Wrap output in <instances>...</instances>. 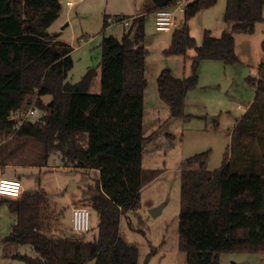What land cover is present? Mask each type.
<instances>
[{"label":"trees","instance_id":"16d2710c","mask_svg":"<svg viewBox=\"0 0 264 264\" xmlns=\"http://www.w3.org/2000/svg\"><path fill=\"white\" fill-rule=\"evenodd\" d=\"M216 2L186 1L183 21L164 49L166 54L181 55L195 49L191 74L176 77L165 69L157 78L159 97L173 116L183 113L186 94L198 81L200 61L237 62L234 33L251 31L263 20L264 0H226L229 29L219 36L206 31L198 45L188 20ZM60 9L59 0H0V130H12L11 112L35 99L42 113L23 120L15 134L41 143L44 162L55 153L64 166L98 171L90 195L82 198L96 213L97 232L84 239L75 233L44 231L47 192L37 187L19 197H0V203L16 215L3 240L32 247L34 255L13 254L24 264H139L138 247L121 236L119 224L124 213L140 206V190L157 172L142 168L147 138L143 134L145 15H135L120 38L102 37L101 89L93 93L89 87L96 69L89 68L78 81L70 82L72 47L47 30ZM107 25L106 18L103 28ZM249 80L256 86L255 100L264 102V63L258 77ZM46 95L50 99L44 102ZM205 160V152L188 157L186 163L198 162V167L183 168L180 174L178 249L185 253L187 264H220V252H264V154L257 174L232 172L228 164L209 170Z\"/></svg>","mask_w":264,"mask_h":264},{"label":"rangeland","instance_id":"374dc122","mask_svg":"<svg viewBox=\"0 0 264 264\" xmlns=\"http://www.w3.org/2000/svg\"><path fill=\"white\" fill-rule=\"evenodd\" d=\"M225 3L226 0H217L211 9L202 10L188 20L190 33L198 45L206 31L219 36L226 29L229 23L224 18ZM152 5V0H81L70 8L61 4L58 19L47 30L50 33L58 31L57 38L72 47L70 82L78 81L89 68L96 69L89 87L90 92L96 93L101 89L102 37L120 38L131 23L128 17L136 13L145 15L143 45L148 52L143 134L147 138L143 142L142 168L147 173L157 172L141 188L140 206L121 216L119 231L127 242L138 247L139 264H187L185 253L178 249L180 174L183 168L198 167V162L187 164L186 159L205 152L204 166L209 170L228 164L232 172H260L264 154V102L255 100L256 86L249 78H257L258 68L264 63V20L255 22L251 31L234 33L237 62L228 64L211 58L200 61L198 81L186 94L183 113L173 116L169 106L159 97L157 78L165 69L176 77L191 74L195 49L189 48L186 55L164 52L175 28L156 29ZM182 5L184 0L169 4L178 24L183 21ZM122 17L129 19L127 25L121 21ZM106 18L108 25L103 28ZM223 81H228L225 91ZM49 99L50 95L42 97L44 102ZM30 105L37 108L28 116L34 119L42 110L35 99L21 110L25 112ZM42 150L41 143L17 136L14 129L0 130V162L10 159L18 165H14L16 168L3 167V175L19 176L22 187L27 190L45 188L47 202L43 207L42 227L48 233L60 235L70 231L72 207H88V201L82 198L90 195L89 188L94 185L98 172L64 166L55 153L44 162L40 158ZM161 204V211L153 216L150 209ZM15 219V212L6 203H0V264H24L13 254L35 253L29 244L3 240ZM96 224L97 216L92 210L91 229L80 236L92 239L97 232ZM219 263L264 264V252H220Z\"/></svg>","mask_w":264,"mask_h":264},{"label":"built area","instance_id":"2783aa9c","mask_svg":"<svg viewBox=\"0 0 264 264\" xmlns=\"http://www.w3.org/2000/svg\"><path fill=\"white\" fill-rule=\"evenodd\" d=\"M61 4H64L68 8L74 6L77 2L81 0H59ZM183 11V7H180ZM154 13V24L158 30H172L178 26L175 13L169 7L166 6L158 7L156 6L153 10ZM121 21L127 25L129 22L128 18H123ZM37 108L34 105H30L25 112L21 109H16L11 112L10 118L15 119L12 124V128L17 130L20 124L28 118V116L33 115ZM23 191L22 182L17 177L0 176V195H7L11 198L19 197ZM70 226L73 233L81 235L88 232L91 229V210L86 206H74L71 209L70 215Z\"/></svg>","mask_w":264,"mask_h":264},{"label":"crops","instance_id":"0c3cea01","mask_svg":"<svg viewBox=\"0 0 264 264\" xmlns=\"http://www.w3.org/2000/svg\"><path fill=\"white\" fill-rule=\"evenodd\" d=\"M173 2L172 3H170V4H175L176 3V1L177 0H172ZM186 1H188V0H184V3L186 2ZM226 4V3H225ZM214 6V5H213ZM213 6H211V7H209V8H205L206 10H209V9H211ZM155 7V6H154ZM154 7H152V10H153V8ZM182 7H183V5H182ZM205 9H201V10H199L198 12H200V11H202V10H205ZM181 12H183V11H181ZM197 12V13H198ZM196 13V14H197ZM263 13H264V8H263ZM138 13H136V14H133L132 16H130V17H128L129 19H130V22H131V20H132V18L135 16V15H137ZM176 17V16H175ZM193 17V16H192ZM58 19V17L55 19V20H57ZM54 20V21H55ZM263 20H264V15H263ZM262 20V21H263ZM53 21V22H54ZM52 22V23H53ZM51 23V24H52ZM64 26V25H63ZM229 24H227V26H226V29H229ZM107 27V26H106ZM225 29V30H226ZM190 30V29H189ZM54 32H56V33H58V31H54ZM58 37V36H57ZM58 39V38H57ZM14 165H17V162L16 163H13V161L12 160H10V159H8L6 162H4V163H2V162H0V167H1V171H2V173L0 174V176L1 175H3V172H4V169H2L3 167H8V168H16ZM20 165H23V166H27V165H25V164H23V163H20ZM17 167H18V165H17ZM41 167H45V165H42ZM70 168V167H69ZM97 171V170H96ZM98 172V171H97ZM15 177H17V178H19L20 180H22L19 176H15ZM39 187H41V186H39ZM44 190H45V188L44 187H42ZM24 190H27L26 188H23V191ZM46 191V190H45ZM96 231H97V228H96ZM64 233H68V234H71V233H73L72 232V230H71V226H70V231H63L61 234H64Z\"/></svg>","mask_w":264,"mask_h":264},{"label":"water","instance_id":"95a60500","mask_svg":"<svg viewBox=\"0 0 264 264\" xmlns=\"http://www.w3.org/2000/svg\"><path fill=\"white\" fill-rule=\"evenodd\" d=\"M153 4L155 6L161 7V6H166L169 4V0H152ZM228 85V81H223L222 82V89L225 91L226 90V86ZM70 184H73V182L71 181ZM163 207V204L155 206L153 208L150 209V213L155 216L157 215L160 211L161 208Z\"/></svg>","mask_w":264,"mask_h":264}]
</instances>
